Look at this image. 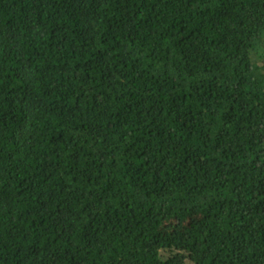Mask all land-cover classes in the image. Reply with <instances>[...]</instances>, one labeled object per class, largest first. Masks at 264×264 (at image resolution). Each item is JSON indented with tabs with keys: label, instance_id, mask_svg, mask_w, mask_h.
<instances>
[{
	"label": "trees",
	"instance_id": "obj_1",
	"mask_svg": "<svg viewBox=\"0 0 264 264\" xmlns=\"http://www.w3.org/2000/svg\"><path fill=\"white\" fill-rule=\"evenodd\" d=\"M0 264H264V0H0Z\"/></svg>",
	"mask_w": 264,
	"mask_h": 264
}]
</instances>
